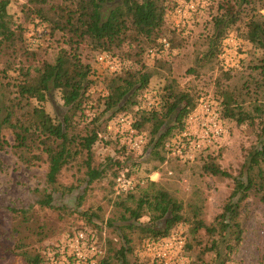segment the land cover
I'll use <instances>...</instances> for the list:
<instances>
[{
  "label": "trees",
  "instance_id": "16d2710c",
  "mask_svg": "<svg viewBox=\"0 0 264 264\" xmlns=\"http://www.w3.org/2000/svg\"><path fill=\"white\" fill-rule=\"evenodd\" d=\"M186 1L196 3L195 0ZM210 1L217 13L212 20L214 31L207 36L209 48L198 51L194 57L195 66L189 71L199 74V66L214 68L219 53L223 71L216 78V94L200 96L180 88L171 79L164 85L161 100L145 105L146 97L142 92H147L152 77L158 72L156 67L171 69L172 49L185 46L181 31L167 21V13L177 6V0H25L22 11L36 25H43L48 30L46 35L56 43L52 58L41 57L39 50L28 48L27 28L16 22L9 12L11 0H0V58L2 53L9 55L4 62L0 61V151L11 149L28 166L48 162L46 182L51 189L40 201L42 206L54 207L56 193H72L84 181L92 183L103 177V169L92 164L94 146L112 139L101 132L99 117H90L86 113L89 103H95L91 92L94 84L91 58L98 54H110L117 62V59L131 62L129 66L111 70L113 74L106 79V92L99 102L104 106L103 112L111 111L107 121L119 113H133L134 127L145 134L139 155L151 154L158 165H165L172 158L189 161L172 153L173 140L187 127L189 114L201 101L216 100L224 124L227 120L238 125L254 124L257 118L263 123L257 146L250 151L237 176L223 169L216 156L206 154L204 150L208 147L196 152V158L206 154L202 157L204 174L229 177L234 181L222 211L211 222L199 216L200 207L196 204L189 203L187 208L162 179L150 178L145 185L136 181L135 187L128 191H118L115 186L120 196L115 202L118 212L108 223L122 222L117 225L122 239L119 249L113 247L111 240H108L111 246L107 248L92 225L97 212L85 211L86 223L69 230L61 241L46 244L42 252L28 258L29 263L60 264L66 253V239L76 231L86 229L93 231L105 246V255L99 264H115L114 260H121V264H143L139 260L129 263L128 254L135 251L133 236L139 235L138 240L143 244L155 243L185 221L190 223V233L199 248L191 264H227L230 260L242 241L243 202L250 196H258L264 202V0ZM195 10L196 6L192 11ZM230 29L236 31L234 36L241 35L263 49L262 54L246 66L250 69L249 78L240 82H232V79L242 60L237 66H229L222 56L226 50L215 48ZM146 55L154 57L156 67H148ZM97 61H100L98 56ZM55 92L67 108L62 116L50 113L45 106ZM147 124L150 126L148 131L145 130ZM5 129L11 131L12 142ZM116 134L113 139L120 149L133 150L125 138L126 132ZM80 159V164L84 163L86 167L85 178L79 184H60L59 175L63 169ZM114 159L110 158L111 162L114 163ZM122 161L123 158L115 159L116 178L121 171L133 175V170ZM158 165L151 172H159ZM82 197L75 195L73 202L80 203L78 198ZM144 216L150 218L148 222L141 220ZM202 232L208 236L207 241L203 240ZM188 245L193 247L191 243ZM210 254L212 258L207 259Z\"/></svg>",
  "mask_w": 264,
  "mask_h": 264
},
{
  "label": "rangeland",
  "instance_id": "374dc122",
  "mask_svg": "<svg viewBox=\"0 0 264 264\" xmlns=\"http://www.w3.org/2000/svg\"><path fill=\"white\" fill-rule=\"evenodd\" d=\"M177 1V6L167 13V21L170 26H177L176 28L181 31L186 40L185 46L172 49L171 69L167 66L158 68L154 64V57L145 56L148 67L151 69L154 65L158 70L146 88L147 92H142L146 97L145 105L154 100H161L164 85L171 79L175 80L180 88L200 96L216 94V78L223 71L219 53L218 59L215 63L213 62L214 68L199 66V74L191 73L189 69L195 66L194 57L198 51L209 48L207 36L214 31L212 20L217 10L212 7L210 0H195L196 3L193 2L194 8L197 7L195 11H192L194 8L189 6L190 2ZM24 2L25 0H11L9 12L16 22L22 23L27 28L25 40L28 48L39 50L41 57L52 58L56 52V43L46 35L48 30L43 25H36L22 11ZM233 33L236 35V31L228 30L226 37H222L220 45L215 48L226 50L222 56L229 66L232 64L237 66L239 60H242L236 72L237 75L232 79V82H240L242 79L249 78L250 69L246 66L250 60L260 56L263 49L241 35L234 36ZM231 37L234 41L229 40ZM86 52L87 50L84 54ZM97 56L99 57V54L91 58L94 70L91 74L94 82L91 92L94 94L95 103L94 105L92 102L89 103L86 113L90 117L98 116L101 132L112 139V141L99 142L94 146L92 164L103 169V177L92 183L84 181L72 193H56L54 207L42 206L40 201L51 189L46 182L48 162L42 161L40 164L28 166L22 163L11 149L0 151V264H31L28 258L30 259L40 250L42 252L46 244L61 241L69 230L86 223L85 211L97 212L98 216L94 217L95 221L92 225H95L94 228L105 241L107 248L111 246L108 240L113 242V247L116 249L122 245V239L117 230V225L122 222L115 221L114 225L108 223L110 218L117 215L118 208L115 202L120 199L115 190L114 170L118 167L115 159L123 158L122 163L133 170L132 176L140 185H145L147 180L152 178L154 173L151 170L159 162L151 154L146 157L139 155L140 150L120 149L119 144L113 139L119 131V126L114 125L115 118L107 121L111 111L103 112L104 106L99 102V98L106 92L105 81L113 74L111 70L129 66L131 62L127 59L123 61L117 59L119 61L117 62L109 56L114 65L112 68L105 61H97ZM8 57V54L2 53L0 61L4 62ZM11 72L15 74L14 71ZM242 72L243 77H240ZM138 98H141V94ZM262 98L264 100V95ZM203 102L206 100L199 102L196 108ZM207 102L212 103L214 109L218 108L221 114L216 100L210 99ZM45 106L50 113L60 116L67 110L58 92L53 94V99L46 102ZM146 128L145 130L148 131L149 124ZM262 128L263 123L260 118H257L254 124L241 125L227 120L223 136L204 151L206 154L209 152L216 156L223 169L237 176L243 170L250 151L257 146L258 139L263 133ZM4 132L12 142L11 131L5 129ZM122 141H124L123 138ZM193 152V157H186V160L189 159L187 162L172 158L167 164L158 165L160 173L157 172V179H162V183L177 199L182 200L187 208L189 203L200 207L199 216L211 222L222 211L233 189L234 181L229 177L204 174L201 167L202 157L206 154L196 158L197 151ZM110 158H115L114 163ZM81 162L82 159L63 169L59 175L60 184L67 186L79 184L81 179L85 178L86 167L84 163L80 164ZM75 195H83L81 199L78 198L80 203L73 202L76 201ZM149 219L148 216H144L141 220L148 222ZM241 222L242 241L232 252L227 264H264V202L258 196H250L243 202ZM202 233L203 240L207 241L208 236ZM138 236H133L135 251L133 254H128L129 263L139 260L143 264H191L198 255L199 248L194 244L190 233V223L186 221L177 224L168 236L155 243L143 244V241L139 242ZM188 243H191L193 247H188ZM162 252L166 254L160 256L159 253ZM211 258L210 254L207 259ZM114 261L115 264H121V260Z\"/></svg>",
  "mask_w": 264,
  "mask_h": 264
},
{
  "label": "built area",
  "instance_id": "2783aa9c",
  "mask_svg": "<svg viewBox=\"0 0 264 264\" xmlns=\"http://www.w3.org/2000/svg\"><path fill=\"white\" fill-rule=\"evenodd\" d=\"M189 6L194 8V3H190ZM229 40L234 41V38L231 37ZM99 59L114 68L108 54L100 55ZM113 121L114 125L119 126V133H127L125 138L130 146L135 150H141L145 143V134L134 127L132 114L119 113ZM224 132L225 124L221 119L219 109H214L210 102H203L189 114L187 127L173 140L175 146L172 147V153L182 159L191 158L194 156L193 151L203 150L218 142ZM135 185V178L128 175L126 171H121L116 178L118 191H128ZM65 250L66 253L60 264H99L106 251L99 237L93 231L86 229H80L70 235L66 239ZM165 254L166 252L159 253L160 256Z\"/></svg>",
  "mask_w": 264,
  "mask_h": 264
},
{
  "label": "crops",
  "instance_id": "0c3cea01",
  "mask_svg": "<svg viewBox=\"0 0 264 264\" xmlns=\"http://www.w3.org/2000/svg\"><path fill=\"white\" fill-rule=\"evenodd\" d=\"M154 174H156V176L154 177ZM153 175H152V178L153 179H157V172L156 173H154Z\"/></svg>",
  "mask_w": 264,
  "mask_h": 264
}]
</instances>
